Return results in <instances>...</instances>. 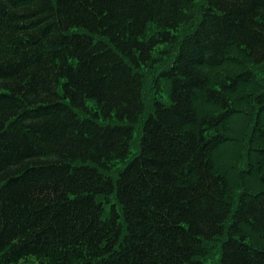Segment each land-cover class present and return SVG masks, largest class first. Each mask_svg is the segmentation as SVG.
Segmentation results:
<instances>
[{
  "label": "trees",
  "instance_id": "1",
  "mask_svg": "<svg viewBox=\"0 0 264 264\" xmlns=\"http://www.w3.org/2000/svg\"><path fill=\"white\" fill-rule=\"evenodd\" d=\"M0 264H264V0H0Z\"/></svg>",
  "mask_w": 264,
  "mask_h": 264
}]
</instances>
